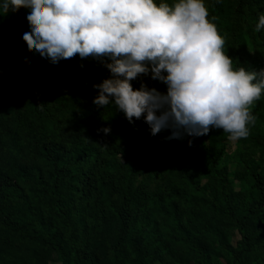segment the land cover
I'll list each match as a JSON object with an SVG mask.
<instances>
[{"label":"trees","instance_id":"trees-1","mask_svg":"<svg viewBox=\"0 0 264 264\" xmlns=\"http://www.w3.org/2000/svg\"><path fill=\"white\" fill-rule=\"evenodd\" d=\"M203 7L205 32L162 66L169 113L146 120L165 143L200 116L207 133L163 165L155 189L138 180L131 132L116 129L146 101L133 74L141 67L105 54L96 25L68 30L72 9L62 0H35L11 31L0 21V264H49L53 255L62 264H157L174 249L195 264H220L212 228L231 264H264L261 158L246 148L242 170L221 165L226 135L254 110L264 113V0ZM150 36L141 62L157 58L161 40ZM113 76L122 83L107 96ZM214 106L220 114L209 117ZM253 138L264 150V131ZM226 229L240 234L236 245Z\"/></svg>","mask_w":264,"mask_h":264},{"label":"rangeland","instance_id":"rangeland-1","mask_svg":"<svg viewBox=\"0 0 264 264\" xmlns=\"http://www.w3.org/2000/svg\"><path fill=\"white\" fill-rule=\"evenodd\" d=\"M35 0H0V21L8 31L13 30L20 20L26 16L32 8ZM71 8L67 15L68 30L74 32L78 23L96 25L102 32L100 39L101 49L105 54L117 57L122 66L129 67L136 63L141 67L136 68L133 74L136 83L145 94V102L141 108L130 109L116 125V129L122 133L131 132L133 146V160L140 166L139 181H143L147 188L155 189L161 181L163 165L174 160H181L182 150L190 143L200 141L206 136L207 122L202 116L195 126L189 123L180 124L169 134V142L165 143L158 138V130L149 127L147 118L151 115L168 114L169 110L161 103L164 90V77L161 73L162 66L173 59L178 53V48L189 36L200 35L206 27L201 19L204 0H62ZM151 32L160 38L161 45L157 50V58L141 62L146 55L150 43ZM31 56L25 60V65L31 64ZM12 65L8 66V74ZM106 79L100 77L99 85L104 87ZM120 77L113 76L109 83L111 91L107 96L113 95L116 85L121 84ZM119 89V87H118ZM105 98V97H104ZM100 99L103 112L109 109L108 101ZM95 108L96 106L93 105ZM253 110L252 106H247ZM220 106L212 107L208 116H218ZM251 116V115H250ZM249 116V117H250ZM252 121L241 120L231 133L226 135L225 154L221 165L227 166L229 171L242 170L241 152L248 148L255 151V155L261 158L264 167V150L261 144H257L253 134L264 131V113L254 110ZM214 119L216 127L218 122L225 123L223 118ZM219 120V121H218ZM258 124L257 129L250 126L251 122ZM64 145L68 144L69 137L60 139ZM173 143V145H172ZM234 178V177H233ZM235 182L240 181L235 178ZM218 230L213 229L210 239L214 243L215 256L220 264H231V258L226 252L220 250L217 237ZM225 238L236 245L240 234L236 229H226ZM174 256L166 254L157 264H195L193 259L182 256L178 249H174ZM176 256V258H175ZM254 255L251 254L252 258ZM250 258V259H251ZM182 259V260H181ZM218 262V263H219ZM49 264H62L60 256L53 255ZM248 264V263H238Z\"/></svg>","mask_w":264,"mask_h":264}]
</instances>
